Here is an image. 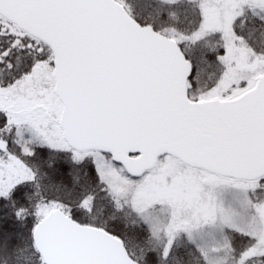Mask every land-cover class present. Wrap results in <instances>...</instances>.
<instances>
[{
	"label": "snow or ice",
	"instance_id": "1",
	"mask_svg": "<svg viewBox=\"0 0 264 264\" xmlns=\"http://www.w3.org/2000/svg\"><path fill=\"white\" fill-rule=\"evenodd\" d=\"M0 264H264V0H0Z\"/></svg>",
	"mask_w": 264,
	"mask_h": 264
}]
</instances>
